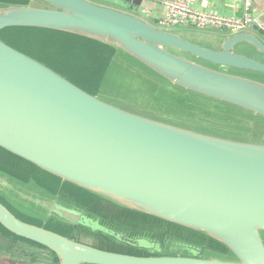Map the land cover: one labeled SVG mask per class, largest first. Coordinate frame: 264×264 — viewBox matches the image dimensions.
I'll return each mask as SVG.
<instances>
[{
  "label": "water",
  "instance_id": "1",
  "mask_svg": "<svg viewBox=\"0 0 264 264\" xmlns=\"http://www.w3.org/2000/svg\"><path fill=\"white\" fill-rule=\"evenodd\" d=\"M15 27L105 44L116 53L111 66L118 54L128 56L150 71V85L166 90L159 89L163 95L242 114L247 125L254 117L253 127L264 136V82L219 69L263 76V33L209 37L210 48L197 42L204 37L200 33L160 29L86 0L0 2V31ZM244 131L233 134L245 139ZM0 148L120 207L203 234L227 249L213 252L185 240L161 244L131 237L33 182L29 191L0 173V192L22 212L149 254L112 252L70 239L22 221L0 202V224L47 248L57 264H264V143L129 112L0 39ZM33 251L25 245L0 249V264H53L31 259Z\"/></svg>",
  "mask_w": 264,
  "mask_h": 264
},
{
  "label": "rangeland",
  "instance_id": "2",
  "mask_svg": "<svg viewBox=\"0 0 264 264\" xmlns=\"http://www.w3.org/2000/svg\"><path fill=\"white\" fill-rule=\"evenodd\" d=\"M10 4H16V3H10ZM169 30H172V31H193V32H200L201 31V29H197V28H193V27H189V28L176 27V28H170ZM204 31H209V30H204ZM222 34L231 35L229 33H222ZM259 36L264 40V38L260 34H259ZM114 55H116V53H114ZM112 58H111V60H112ZM117 58L118 59H117L116 63L113 64L112 66H111V60H110V65H109V68L107 69V71L105 73V77H104V80H103L101 87L97 90V92L95 94H92V95L98 96V98L102 99L103 101L108 102V103L115 105L117 107H120V108L127 110L129 112H132V113L144 116V117H148L150 119H155V120L162 121V122H165L168 124H172L175 126L192 129V130H195L198 132L210 133V134H214L217 136L230 138V139L242 140V141H247V142H251V143H264V136L262 134H258L259 132L261 133L263 131H260L259 126L253 127L254 125H256V122L254 121V117H252L251 123H249V125H247L246 120L244 118H242L243 117L242 114H237L235 112H226L225 109L220 108V107L212 108L210 106H206L203 103H200V101H198V100H196L193 103L192 101H187V100L180 99L177 97L174 98V96L163 95L160 90H162V91H166V90H164L161 87H159V89H160L159 90V89L154 88L153 86L150 85L151 81L147 79V76H148V74H150V71L147 70L142 64H140L136 60H134L128 56L122 55V54H120V55L118 54ZM39 62H41V61H39ZM41 63H43V62H41ZM43 64L48 66V64H46L45 62ZM210 67H213L215 69L219 68V67H215V66H210ZM49 68H51V67H49ZM219 69H221L223 71H228V72L233 73V74L245 75V77H248L250 79L264 82V75L263 76L262 75H256V74L241 72V71L238 72L236 70H230L227 68H219ZM57 73H59V72H57ZM60 75H62V74H60ZM62 76L65 77L64 75H62ZM66 79H68V78H66ZM69 81H71V80H69ZM236 114H237V116H236ZM223 117L224 118L226 117L230 121H226ZM255 118L259 119V117H255ZM238 124H240L241 126L239 125V127H236V125H238ZM196 126H198L199 128ZM203 126H205V128L208 127L211 130L210 131L201 130ZM244 130H246V133L248 135L249 134H252V135L247 136V134H246L245 139H243V138L233 134L236 132L239 134L245 133ZM4 175H6V174H4ZM8 177H11V176H8ZM11 178L14 179L15 181L23 184L22 187L25 188L26 190H29V191H32V187H33L29 184L33 182L37 186L44 189L49 194L54 195V196H59V198L62 201L66 202L68 204L74 205L76 207H79L81 209H84L85 211H87L91 214H94L97 217H100L102 219V221L105 222L109 226L114 225V227H115L116 225L114 223L118 224V226H121L120 224L124 225L126 223V220L124 219L122 214H136V215H140V216H145V214H142L140 212H136L133 210H129L127 208L120 207V206H118V205H116L110 201H107V200H105V199H103V198H101L95 194H92V193H89L86 191L87 193H89L90 196H92L93 198H95L97 200L108 202L111 205L115 206L116 208H119L122 210L134 212V213H128V212H124V211H118V210L115 211L114 209H111V211H108L109 212V221H110V223H109V222L103 220V218L101 217L102 215H99V214H97V213H95V212H93L87 208H84V206L82 204L75 201V197H71V196L65 197L62 194V191L60 192V189H59V191L54 193L52 190H49L47 188L42 187L34 178H31L32 181H31V179L29 181H23L22 179L17 178V177H11ZM66 183L70 184L68 182L61 180L60 186L64 187V185ZM71 185H73V184H71ZM73 186H75V185H73ZM75 187H77V186H75ZM77 188H79V187H77ZM79 189H81V188H79ZM82 190H84V189H82ZM77 199L79 200L81 198L77 196ZM0 200L7 208L18 212V214H20L26 218H30L32 220H35V221H39L42 224V226H39V227L45 228V226L49 225L50 222H52L55 225L68 226V225L62 224L60 222H56L54 220L42 221V220L36 219L35 217L30 216V215L22 212L18 206L14 205L15 206L14 207L10 203V201L6 197V195L4 193H1V192H0ZM81 200H83V199H81ZM92 202L94 203L97 201L92 200ZM107 215L108 214H106V213L103 214V216H107ZM142 221H140V222H142ZM151 221H152L153 226L158 225L155 233L154 232L148 233L149 235L147 237H145L152 242L164 244L167 240H172L171 242L176 241L177 238H175V237L170 238V237H160V236H162L163 233L170 232V231H172V232H181L182 231L184 235H187V236H184L187 239H191V240H195V241H198L197 238L203 239V243H206V245H207L206 248L210 251L226 252L223 250L222 251L218 250L219 249V244H218L219 242H217V241H215V240H213V239H211V238H209L203 234L194 232L192 230H188L186 228L177 226L175 224L163 225V223L156 222L154 219H152ZM27 223H29V222H27ZM68 227H72V226H68ZM83 230L84 231H82V232H85L87 235L82 234V232H80V230L78 229L77 230L78 232L77 231L75 232V236H77V239L82 240L86 243L95 244V245L99 246L103 240L106 242H109V243L112 241L109 238H108L109 240L103 239V236H100L98 234L97 235L92 234L85 229H83ZM187 231H189V232H187ZM124 233H128V232H124ZM262 235L264 238V232L262 233ZM80 237H82V238L80 239ZM177 241H180V240H177ZM205 241H207V242H205ZM112 242L115 245H122V244H118L114 241H112ZM198 242H200V241H198ZM122 246H124V245H122ZM198 246H201V245H198ZM140 253H145V254L149 255L147 252H144V251H141ZM44 257L47 260H49V258L51 256L48 255V256H44Z\"/></svg>",
  "mask_w": 264,
  "mask_h": 264
},
{
  "label": "trees",
  "instance_id": "3",
  "mask_svg": "<svg viewBox=\"0 0 264 264\" xmlns=\"http://www.w3.org/2000/svg\"><path fill=\"white\" fill-rule=\"evenodd\" d=\"M0 2L26 4L27 0H0ZM0 38L13 48H16L17 50L43 63L45 62L56 72L64 75L66 78L90 94H95L101 87L105 73L109 68L110 60L115 53L113 48L100 42L65 32L46 29L24 27L8 28L0 31ZM0 173L11 177L20 178L23 181H29L31 178H34L42 187L52 190L54 193L60 189V192L62 191V194L65 197H75V201L82 204L84 208H87L102 216L105 213L108 214V211H111V209H114L115 211L118 210L134 213L133 211L116 208L108 202L97 200L90 196L86 191L71 184L66 183L64 187H61L60 178L39 169L33 164L7 152L2 148H0ZM77 196L83 200H78ZM92 200H96L97 202L93 203ZM9 210L24 222H29L32 225L34 224L37 226H42L39 221L26 218L12 209ZM110 227L118 230L114 226ZM45 228L77 241L79 240L77 239V236H75V232L78 229L84 231L83 228L80 227L55 225L52 222L45 226ZM0 230L6 234L14 235L7 231L1 224ZM103 239L109 240L110 238L108 239L107 237L103 236ZM24 240L29 243L28 246H31L35 250L43 254L45 252L47 255H52L51 251H49L47 248L26 239ZM218 244V250L227 251L225 246L220 243ZM125 246L126 245H115L112 241L109 243L103 240L99 246L97 245L94 247L130 255L149 256L145 253H140L141 250ZM30 255L34 256V258L36 257V254L32 252ZM54 261L55 264L58 263L57 258H55Z\"/></svg>",
  "mask_w": 264,
  "mask_h": 264
},
{
  "label": "crops",
  "instance_id": "4",
  "mask_svg": "<svg viewBox=\"0 0 264 264\" xmlns=\"http://www.w3.org/2000/svg\"><path fill=\"white\" fill-rule=\"evenodd\" d=\"M90 3L100 5L103 7L111 8L117 11L125 12L134 15L149 24L155 26L156 23L165 17L166 7L164 3L168 0H86ZM194 7L197 10L207 13H217L225 17H241L243 16V0H195ZM251 13L264 23V0H253ZM209 30V31H204ZM200 32H194V34L200 33L203 38L197 39L202 46L213 48L214 46L207 40L212 37H225V34L219 33L214 29H204ZM188 35L193 31H185ZM247 32L257 34L262 31L256 28H250ZM209 35V36H208ZM264 37V34H262ZM28 246V245H25ZM34 249V248H33ZM38 257L48 256L34 249L32 252ZM50 255V254H49ZM48 261L55 263L53 256L50 255ZM48 258V257H47ZM34 259V258H33ZM46 259V258H45ZM47 260V259H46Z\"/></svg>",
  "mask_w": 264,
  "mask_h": 264
},
{
  "label": "built area",
  "instance_id": "5",
  "mask_svg": "<svg viewBox=\"0 0 264 264\" xmlns=\"http://www.w3.org/2000/svg\"><path fill=\"white\" fill-rule=\"evenodd\" d=\"M195 0H168L164 3L166 15L155 27L214 29L220 33L236 34L256 28L264 34V23L251 13L253 0H243L244 13L241 17H225L217 13H207L194 7Z\"/></svg>",
  "mask_w": 264,
  "mask_h": 264
},
{
  "label": "flooded vegetation",
  "instance_id": "6",
  "mask_svg": "<svg viewBox=\"0 0 264 264\" xmlns=\"http://www.w3.org/2000/svg\"><path fill=\"white\" fill-rule=\"evenodd\" d=\"M0 202H1V200H0ZM122 216L126 220V223L124 225L120 224L121 226H118V224L114 223L116 225L115 227L119 231L128 232L127 234L130 235L131 237H138V238L139 237H147L149 235L148 233H152V232L155 233L156 228L158 227V225L153 226L151 220L154 219L156 221L159 219L152 217V216H147V215L140 216V215H136V214H122ZM101 217L103 218L104 221H107L110 223L109 213L107 216H101ZM140 221H142V222H140ZM156 222L163 223V225L168 224V222H165L163 220H159ZM170 225H172V224H170ZM112 226H114V225H112ZM80 232H82V231L80 230ZM187 232H189V231H187ZM82 234L87 235L85 232H82ZM184 236H187V235H184L182 231L181 232L170 231V232L163 233L162 236H160V237H170V238L175 237V238H177V240H186L188 242H191V243H194L197 245H201V246H205V247L207 246L206 243H203V239L197 238V240L200 241V242H198L195 240L187 239ZM81 238L82 237H80V239ZM79 241L82 243H86L82 240H79ZM205 242H207V241H205ZM28 244L29 243L27 241H25L24 239H21L17 236H14V235L6 234L5 232L0 230V249L9 250L12 248H16V247L28 245ZM86 244H89L92 246H97L95 244H90V243H86ZM29 256L31 259L34 258V256H32L30 254H29Z\"/></svg>",
  "mask_w": 264,
  "mask_h": 264
}]
</instances>
